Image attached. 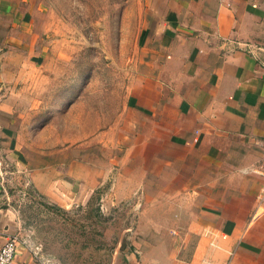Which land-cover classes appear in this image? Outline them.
Here are the masks:
<instances>
[{
	"label": "crops",
	"instance_id": "1",
	"mask_svg": "<svg viewBox=\"0 0 264 264\" xmlns=\"http://www.w3.org/2000/svg\"><path fill=\"white\" fill-rule=\"evenodd\" d=\"M137 26L121 113L124 174L114 184L117 201L139 203L152 219L135 232L144 240L130 243L136 264H162L168 230L188 235L189 256L176 264H264V53L259 62L235 47L264 48V0H139ZM46 27L35 0H0V143L20 168L23 92L57 64ZM47 168L28 171L44 196ZM18 217L0 206V248L18 236ZM121 243L100 264H135L132 251L117 254ZM16 252L11 264H46L22 244Z\"/></svg>",
	"mask_w": 264,
	"mask_h": 264
},
{
	"label": "rangeland",
	"instance_id": "2",
	"mask_svg": "<svg viewBox=\"0 0 264 264\" xmlns=\"http://www.w3.org/2000/svg\"><path fill=\"white\" fill-rule=\"evenodd\" d=\"M35 1L57 64L34 77L36 90L23 92L15 140L22 151L18 160L25 163L20 168L11 162L2 171L0 206L18 212V244L46 264H100L120 242L117 254L130 250L140 263L138 248L130 243L144 240L135 232L152 219L140 216L139 203L114 198L129 139L121 113L137 44L139 0ZM42 167H48L43 171L47 196L32 186L28 174ZM154 220L167 226L172 219ZM127 227H133L130 233L123 232ZM168 231L160 235L159 257L162 264H176L189 256L188 235Z\"/></svg>",
	"mask_w": 264,
	"mask_h": 264
},
{
	"label": "built area",
	"instance_id": "3",
	"mask_svg": "<svg viewBox=\"0 0 264 264\" xmlns=\"http://www.w3.org/2000/svg\"><path fill=\"white\" fill-rule=\"evenodd\" d=\"M236 48H240L243 51H245L247 54L251 55L255 60L262 61L260 56V53H264V48L261 46H258L257 44L252 43H235ZM234 49V47L232 48ZM2 152V146L0 143V154ZM8 167V164L3 162V160L0 158V187L3 192H5L4 188V180H3V173L4 168ZM260 168L264 172V157L262 160V163L260 165ZM24 190V188H23ZM263 198H264V191H263ZM17 245H18V238L13 236L7 240V242L3 245V247L0 248V264H11L16 256L17 251Z\"/></svg>",
	"mask_w": 264,
	"mask_h": 264
},
{
	"label": "trees",
	"instance_id": "4",
	"mask_svg": "<svg viewBox=\"0 0 264 264\" xmlns=\"http://www.w3.org/2000/svg\"><path fill=\"white\" fill-rule=\"evenodd\" d=\"M0 158L3 160V162H5L6 164H8V167L11 166L12 167V163L11 161L8 159L7 155L5 154V152H1L0 154ZM21 188V187H20ZM22 192H25L23 190V188L20 189ZM19 190V191H20Z\"/></svg>",
	"mask_w": 264,
	"mask_h": 264
}]
</instances>
